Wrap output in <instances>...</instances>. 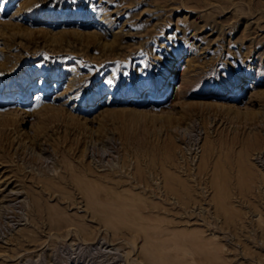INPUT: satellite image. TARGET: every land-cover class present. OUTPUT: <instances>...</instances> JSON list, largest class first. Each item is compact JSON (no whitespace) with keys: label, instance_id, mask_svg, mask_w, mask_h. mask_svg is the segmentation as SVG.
I'll return each instance as SVG.
<instances>
[{"label":"rangeland","instance_id":"374dc122","mask_svg":"<svg viewBox=\"0 0 264 264\" xmlns=\"http://www.w3.org/2000/svg\"><path fill=\"white\" fill-rule=\"evenodd\" d=\"M0 264H264V0H0Z\"/></svg>","mask_w":264,"mask_h":264},{"label":"bare ground","instance_id":"6f19581e","mask_svg":"<svg viewBox=\"0 0 264 264\" xmlns=\"http://www.w3.org/2000/svg\"><path fill=\"white\" fill-rule=\"evenodd\" d=\"M257 2H258V1H257ZM258 3H259V2H258ZM251 4H252V3H251ZM238 5H239V4H238ZM250 7H251V5H250ZM250 7H249V8H250ZM252 7H253V6H252ZM252 7H251V8H252ZM239 8H240V7H239ZM241 8H242V7H241ZM242 9H243V8H242ZM252 9H253V8H252ZM16 115H17V114H16ZM33 158H34V157H32V160H33ZM59 179H60V177H59ZM37 181L39 182V181H41V180H37ZM42 181H43V180H42ZM59 182H61V180H59ZM65 182H66V181H63V183H65ZM78 187H79V190H82V188H80L79 185H78ZM47 191H48V190H47ZM29 206H30V205H29Z\"/></svg>","mask_w":264,"mask_h":264},{"label":"snow or ice","instance_id":"6c2138e0","mask_svg":"<svg viewBox=\"0 0 264 264\" xmlns=\"http://www.w3.org/2000/svg\"><path fill=\"white\" fill-rule=\"evenodd\" d=\"M108 83H109V84H111V83H112V81H111V80H109V81H108Z\"/></svg>","mask_w":264,"mask_h":264}]
</instances>
